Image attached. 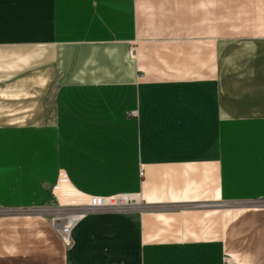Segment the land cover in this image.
<instances>
[{
  "label": "crops",
  "instance_id": "crops-1",
  "mask_svg": "<svg viewBox=\"0 0 264 264\" xmlns=\"http://www.w3.org/2000/svg\"><path fill=\"white\" fill-rule=\"evenodd\" d=\"M0 264H264V0H0Z\"/></svg>",
  "mask_w": 264,
  "mask_h": 264
},
{
  "label": "built area",
  "instance_id": "built-area-1",
  "mask_svg": "<svg viewBox=\"0 0 264 264\" xmlns=\"http://www.w3.org/2000/svg\"><path fill=\"white\" fill-rule=\"evenodd\" d=\"M66 189V190H65ZM72 192L78 201L74 204L67 206L61 203L60 197L62 195ZM53 194L58 201V213H56L52 218L51 222L56 230L58 236L64 244H69L70 233L72 227L76 222V217L70 221L71 217L64 215V210H107V211H117L124 209L135 208L141 204L140 198L136 194H118L111 196H96L84 194L76 190L67 180L64 174H60L57 184L53 188Z\"/></svg>",
  "mask_w": 264,
  "mask_h": 264
},
{
  "label": "bare ground",
  "instance_id": "bare-ground-1",
  "mask_svg": "<svg viewBox=\"0 0 264 264\" xmlns=\"http://www.w3.org/2000/svg\"><path fill=\"white\" fill-rule=\"evenodd\" d=\"M70 193H72V192H68V190H67V194L62 195L60 197L61 203H63L64 205L70 206V205H72L78 201V198H76L73 194H70ZM73 219H75V216L71 217L70 221H72Z\"/></svg>",
  "mask_w": 264,
  "mask_h": 264
},
{
  "label": "rangeland",
  "instance_id": "rangeland-1",
  "mask_svg": "<svg viewBox=\"0 0 264 264\" xmlns=\"http://www.w3.org/2000/svg\"><path fill=\"white\" fill-rule=\"evenodd\" d=\"M58 201H57V203H56V205L55 206H52V207H54V208H50V211L48 212L49 213V218L51 219L56 213H58ZM67 210H64V215H67V212H66ZM67 217H69L68 215H67Z\"/></svg>",
  "mask_w": 264,
  "mask_h": 264
}]
</instances>
